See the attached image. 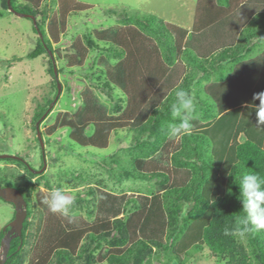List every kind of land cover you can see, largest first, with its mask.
Here are the masks:
<instances>
[{
    "label": "trees",
    "instance_id": "trees-1",
    "mask_svg": "<svg viewBox=\"0 0 264 264\" xmlns=\"http://www.w3.org/2000/svg\"><path fill=\"white\" fill-rule=\"evenodd\" d=\"M3 1L9 10L8 0ZM22 1L17 7V0H11L12 8L37 17L44 0ZM247 1L214 0L218 5L212 9L209 0H199L191 33L155 16L140 15L123 19L126 26L121 31L98 32L97 41L109 44L108 51L119 59L103 70L104 85L110 90L121 89L127 97V106L119 116L108 115L98 107H87L76 119L59 118L51 132L67 128L71 140L78 145L106 149L111 135L138 131L145 138L137 140L130 149L133 169H126V175L145 181L158 178L162 193L153 196L149 205L127 219L106 220L84 229L54 231L58 221L50 212L42 240L29 264H51L54 256L58 264H71L77 256L83 257V264H94L91 245L99 249L100 242L113 230L118 236L113 237L116 246L109 251L110 264H145L154 248L171 251L179 260L191 251L208 248L227 264H264V230L245 232L239 223L246 215L239 193L242 176L254 172L264 177V125L257 124L256 106L260 100L254 99L256 94L264 92V55L250 57L254 46L248 45L245 35L232 44L200 39L212 23L224 30L223 20L228 18L226 14L231 12V7L246 5ZM65 7L60 8V17L56 15L50 22L49 37L38 24L41 36L30 59L54 53L51 42H58L60 30L65 27V15L78 10L72 5L66 10ZM79 7L78 11L88 9L84 4ZM257 17L263 21L264 14ZM245 27L246 35L264 31L263 25ZM239 28L236 24L230 27L233 32ZM86 41L88 46L96 48L91 35ZM74 49L77 55L72 57L71 64L79 65L85 59L86 49L81 42L75 43ZM179 61L190 67L181 83L174 81V69ZM50 72L55 77L52 60ZM198 74L201 78H197ZM180 89L194 97L191 131L181 136L171 154V170L146 171V159L169 147V125L180 122L173 116V106L177 104L175 93ZM45 112L37 116V121ZM89 128L93 129L91 135ZM5 160L30 170L24 160ZM20 191L26 199L24 190ZM39 202L44 209V198ZM185 205L189 206L187 211ZM27 206L22 238L12 241L6 264H18L26 244L27 231L32 225L29 219L33 215L28 203ZM3 236L4 231L0 243ZM86 238L90 240L88 247L82 244Z\"/></svg>",
    "mask_w": 264,
    "mask_h": 264
},
{
    "label": "rangeland",
    "instance_id": "rangeland-1",
    "mask_svg": "<svg viewBox=\"0 0 264 264\" xmlns=\"http://www.w3.org/2000/svg\"><path fill=\"white\" fill-rule=\"evenodd\" d=\"M3 2L0 0V155L19 157L30 170L14 161L0 159V185L23 189L25 200L33 212L34 216L29 219L32 225L27 231L26 244L18 260V264H29L49 222L50 211L47 205L41 208L39 199L45 200L54 187H62L74 194L76 211L72 222L51 212L58 221L54 231L57 228L67 231L84 229L106 220L127 219L138 209L149 205L153 196L162 193L160 179L145 181L126 175V169H133L130 149L137 140L145 138L138 131L129 133L125 130L113 134L108 147L98 149L75 143L67 128L57 129L53 133L51 129L59 118L76 119L90 106L98 107V110L102 109L112 116L121 115L127 106V97H124L121 89L110 90L104 85L106 78L103 70L115 65L119 59L108 51L109 44L97 41L98 32L121 31L126 26L122 23L123 19L140 15L155 16L166 24L191 33L199 0H64V3L61 0H44L35 19L37 26L40 24L48 37L50 22L54 16L60 17L63 5L68 8L72 5L79 10V5L84 4L88 9L69 11L65 15V27L60 30L58 42H51L54 53H43L34 59L29 56L37 48L40 35L33 20L18 17L7 10ZM21 3L22 0H17V7ZM250 3L252 7L247 10L246 6ZM263 8L264 0H249L241 7L238 23L241 31H232L234 43L238 37L246 35L243 28ZM89 35L96 40V48L88 46L86 37ZM77 42H81L86 49V56L81 64L73 65L71 60L77 55L74 49ZM249 43L251 46L252 43ZM258 45L250 57L264 55V37ZM50 53L54 57L61 84L57 100V80L50 72ZM178 64L174 69V81L181 83L190 67L184 61ZM196 76L201 78V74ZM203 84L207 82L203 81ZM44 111L48 113L40 123V130L45 145V164L36 131L37 116ZM92 130L89 128V135ZM182 135H169V147L147 158L145 170H171V154ZM14 217V206L0 199V234ZM114 236H118L116 230L100 242L99 249L91 245L94 264H110L109 251L116 246ZM89 243L90 240L86 238L82 244L88 247ZM83 263V257L78 256L71 262ZM51 264H58L56 256ZM145 264H227V261L213 255L208 248L200 252L191 251L180 260L174 258L171 251L154 248Z\"/></svg>",
    "mask_w": 264,
    "mask_h": 264
},
{
    "label": "clouds",
    "instance_id": "clouds-1",
    "mask_svg": "<svg viewBox=\"0 0 264 264\" xmlns=\"http://www.w3.org/2000/svg\"><path fill=\"white\" fill-rule=\"evenodd\" d=\"M175 95L177 104L173 106V116L178 117L180 122L169 125V134L172 137L191 131V120L195 113L193 96L183 89L177 90ZM254 99L260 100V104L256 106L257 124L264 125V92L256 94ZM239 193L242 197V208L246 213L239 220L243 231L264 230V177L254 172L244 174L239 183ZM44 203L50 212L67 218L69 222L76 217L75 196L62 187H54ZM188 208L189 206L185 205V211Z\"/></svg>",
    "mask_w": 264,
    "mask_h": 264
},
{
    "label": "water",
    "instance_id": "water-1",
    "mask_svg": "<svg viewBox=\"0 0 264 264\" xmlns=\"http://www.w3.org/2000/svg\"><path fill=\"white\" fill-rule=\"evenodd\" d=\"M7 3H8V7H9L10 12H13L18 17H21V18L32 19L34 22L35 28L37 29V31L39 33L37 21L33 15L19 13L16 10H14L11 6V0H8ZM40 36H41V34H40ZM50 56H51V60H52V64H53L54 76L57 80V88H58V94L56 97V100H57L60 93H61V84H60L59 79H58V69L56 67L54 57L52 56L51 53H50ZM47 113L48 112H46L44 114V116L36 123L37 138L39 140V143H40V146L42 149L44 164H45V152H44L45 145H44V141H43L41 130H40V123L43 119H45ZM0 159L22 160L19 157L10 156V155H0ZM0 199H2L3 201H5L7 203L12 204L15 208L14 220L8 226H6L4 228V236L1 240L2 254L0 256V264H6V262L8 260V254H9V251L11 248L12 241L16 238H22L24 222L27 218V207L28 206H27V202L25 200L24 195L17 188H13V187H9V186L3 187L0 185Z\"/></svg>",
    "mask_w": 264,
    "mask_h": 264
},
{
    "label": "crops",
    "instance_id": "crops-1",
    "mask_svg": "<svg viewBox=\"0 0 264 264\" xmlns=\"http://www.w3.org/2000/svg\"><path fill=\"white\" fill-rule=\"evenodd\" d=\"M213 1L214 0H209L210 4H208V5L212 9H217L216 6L218 4L216 3V5H215L214 4L215 2H213ZM241 7H242V5H237V6L234 5L233 7H231V9H230L231 12L226 14V15H228L226 17H228V18H225L223 20L225 22L222 24L224 30H222V28H220V27H219V29L215 28L216 27L215 23L210 24L208 26L209 31L207 30L202 35H200L201 42H211V43L212 42H218V41L233 42L232 40L235 38V35H233V33H232L233 30L230 29V27H231V24L239 25L238 23H239V19H240ZM250 7H252L251 3H250V5L246 6V9L249 10V9H251ZM257 12L258 13H256V15H253L251 17V20L249 19L248 26H253L255 28H256V26H261V25L264 26V19H263V21L257 19L258 15L264 14V8L260 9ZM213 22H215V21H213ZM194 23H195V17H194ZM193 26H194V24H193ZM249 35H251L250 38H249ZM232 36H234V37H232ZM245 37L248 38L247 39L248 43L249 42L252 43L251 47L254 46V49H255V48H258V46H259L258 44L260 43V40L262 41V39L264 37V31H262L260 33H255V32L248 33L247 35H245ZM238 40H239V37H238L237 41Z\"/></svg>",
    "mask_w": 264,
    "mask_h": 264
},
{
    "label": "flooded vegetation",
    "instance_id": "flooded-vegetation-1",
    "mask_svg": "<svg viewBox=\"0 0 264 264\" xmlns=\"http://www.w3.org/2000/svg\"><path fill=\"white\" fill-rule=\"evenodd\" d=\"M27 165V164H26ZM28 166V165H27ZM8 230V229H7Z\"/></svg>",
    "mask_w": 264,
    "mask_h": 264
}]
</instances>
